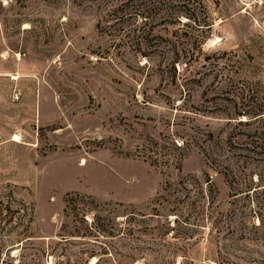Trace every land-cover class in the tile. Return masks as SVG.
I'll use <instances>...</instances> for the list:
<instances>
[{
	"label": "rangeland",
	"instance_id": "1",
	"mask_svg": "<svg viewBox=\"0 0 264 264\" xmlns=\"http://www.w3.org/2000/svg\"><path fill=\"white\" fill-rule=\"evenodd\" d=\"M184 1L0 0V264H264V0Z\"/></svg>",
	"mask_w": 264,
	"mask_h": 264
},
{
	"label": "trees",
	"instance_id": "2",
	"mask_svg": "<svg viewBox=\"0 0 264 264\" xmlns=\"http://www.w3.org/2000/svg\"><path fill=\"white\" fill-rule=\"evenodd\" d=\"M173 2H178L177 6L182 7L183 10H186L184 11V14H186V16L190 20H192L193 24L197 27V33L194 34V40L198 42L200 48L205 39L209 36L211 31L212 23L210 22V17L208 13L203 12L202 14V11H204V7H202V5L200 9L197 8L194 3H190L189 1L173 0ZM199 2L197 1V3Z\"/></svg>",
	"mask_w": 264,
	"mask_h": 264
}]
</instances>
